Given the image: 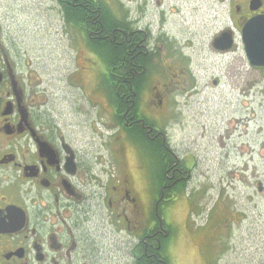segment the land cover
Wrapping results in <instances>:
<instances>
[{"label": "flooded vegetation", "instance_id": "af4514ba", "mask_svg": "<svg viewBox=\"0 0 264 264\" xmlns=\"http://www.w3.org/2000/svg\"><path fill=\"white\" fill-rule=\"evenodd\" d=\"M52 2L70 41L57 76L0 5V264H165V208L194 159L180 158L164 123L168 108L197 103V71L161 23L142 21L146 0L124 14L101 0ZM207 8L219 21L209 45L224 58L240 110L243 27L264 21V0H209ZM249 67L258 76L241 92L260 83L264 104V67ZM206 84L223 86L218 74ZM133 145L143 163L132 164ZM254 185L264 200V181L256 176Z\"/></svg>", "mask_w": 264, "mask_h": 264}, {"label": "rangeland", "instance_id": "374dc122", "mask_svg": "<svg viewBox=\"0 0 264 264\" xmlns=\"http://www.w3.org/2000/svg\"><path fill=\"white\" fill-rule=\"evenodd\" d=\"M103 2L113 12L122 10L123 14L130 10L134 13L140 6V0ZM208 3L209 0H162L159 14L160 7L146 0V16L142 19H151L155 27L161 23L164 32L176 38L203 89L197 97H191L197 103L183 105L182 101L176 109L174 105L168 108L164 123L180 158L189 154L194 159L184 188L175 190L165 208L166 220L174 230L169 264H264V200L254 185L256 176L264 181L261 84L241 92L258 72L249 67L240 50L239 110L238 90L222 73L227 69L224 58L216 56L209 45L219 21L208 11ZM0 5L9 14L5 23L20 29L21 39L37 48L44 60L39 62L46 71L51 70L53 76L62 73L64 51L70 41L62 34V21L52 0H0ZM214 74L223 83L221 89L214 90L206 84ZM235 117H240V124ZM133 153L132 164L143 163L135 145ZM186 162L188 167L192 165L190 159ZM143 172L140 174L147 182ZM151 188L149 183L143 191L147 215L155 195Z\"/></svg>", "mask_w": 264, "mask_h": 264}, {"label": "water", "instance_id": "95a60500", "mask_svg": "<svg viewBox=\"0 0 264 264\" xmlns=\"http://www.w3.org/2000/svg\"><path fill=\"white\" fill-rule=\"evenodd\" d=\"M242 40L248 63L252 66H264V21L258 18L249 20L243 27ZM230 44L222 46L227 49Z\"/></svg>", "mask_w": 264, "mask_h": 264}, {"label": "trees", "instance_id": "16d2710c", "mask_svg": "<svg viewBox=\"0 0 264 264\" xmlns=\"http://www.w3.org/2000/svg\"><path fill=\"white\" fill-rule=\"evenodd\" d=\"M90 5H92V4L90 3ZM106 8H107L106 5L103 2H101V4H100L101 13L105 12L107 14V19L109 20V17H108L109 11ZM134 139H135V141L137 140L138 142H140L141 145H143V146H146V144H147L146 139H143V138L138 137L136 135H135ZM178 188H180V187H178ZM178 188H176V189H178ZM181 188H183V186H181ZM156 193H158V190ZM165 221L168 223V221L166 220V217H165ZM166 227H167V231L169 234L167 237H165V239L163 241L164 243H163V250L162 251H164V253H165V255H164L165 264H169L170 263V257H169L168 250L171 247L170 238L173 236L174 230L170 227L169 223L166 225Z\"/></svg>", "mask_w": 264, "mask_h": 264}]
</instances>
